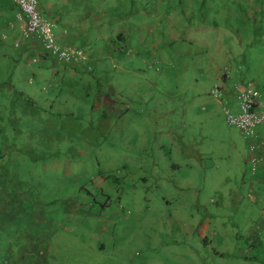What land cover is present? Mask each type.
<instances>
[{
  "label": "rangeland",
  "instance_id": "obj_1",
  "mask_svg": "<svg viewBox=\"0 0 264 264\" xmlns=\"http://www.w3.org/2000/svg\"><path fill=\"white\" fill-rule=\"evenodd\" d=\"M38 10L89 60L75 73L52 57L43 64L54 68L32 63L37 51L15 45L18 5L0 0V175L22 193L19 224L41 237L0 232V264H264L260 166L226 115L240 112L238 83L264 100V0ZM29 242L47 251L25 256Z\"/></svg>",
  "mask_w": 264,
  "mask_h": 264
},
{
  "label": "built area",
  "instance_id": "obj_2",
  "mask_svg": "<svg viewBox=\"0 0 264 264\" xmlns=\"http://www.w3.org/2000/svg\"><path fill=\"white\" fill-rule=\"evenodd\" d=\"M11 1L21 9L23 40L31 45H41L45 51L66 64L78 66L88 60L83 49L58 42L54 34V22L44 18L38 10L39 0ZM19 44L17 43V46ZM234 93L238 97L240 112L235 115L226 108L227 119L231 125L238 127L246 138L250 150L249 162L256 171L264 159V135L257 132V127L264 123V100L261 91L251 81L237 84ZM211 94L224 101L220 86L215 87Z\"/></svg>",
  "mask_w": 264,
  "mask_h": 264
},
{
  "label": "crops",
  "instance_id": "obj_3",
  "mask_svg": "<svg viewBox=\"0 0 264 264\" xmlns=\"http://www.w3.org/2000/svg\"><path fill=\"white\" fill-rule=\"evenodd\" d=\"M17 18L19 21V28H20L19 32L22 33L23 20L21 19L20 7H19V11L17 13ZM7 26L9 28L13 29V32L11 33V35L18 33L17 27L15 26L13 21H9L7 23ZM65 33H67V32H65ZM3 37L7 38L8 34L3 33ZM17 40H19V39H15L16 43L21 42V41H17ZM71 40H72V38H71ZM16 43H15V45H16ZM16 47H18V48L21 47V52H20L21 55H24L25 52H30V51L33 52L34 50H36L37 53H35L36 56L33 57L32 63H41L42 68L44 66L46 68H52V67L54 68L55 66H58V68H59L58 70H61V69L65 70L67 68H70L71 73H75L76 71H78L80 69H84V66L82 64L76 66V65L66 64V63L58 60L56 56H53L51 53L45 51L41 45H33V44L31 45L30 42L24 41L23 44L21 42V44L19 46H16ZM4 55H5V57H7V53H4ZM21 55H20V57H21ZM50 57H52L54 59L53 64L55 66L51 65V64L50 65H48V64L44 65L43 64V61L50 58ZM35 58H37V60H34ZM88 60H89V57H88ZM38 74H40V72L38 71L37 68L32 69V73H31V71L27 72V76H28L29 81L33 82L34 79L36 78V76H38ZM242 83H244V82H242ZM218 100L223 102L221 99H218ZM258 133L260 135H264V132H258ZM15 145L19 146L20 148H22V146H23L19 143H15ZM248 147H249V144H248ZM249 154L250 153H248V161H250L249 160ZM252 175L254 176L253 178H255V180H258V178H259L258 181L262 180V182H264V179H263L264 178V159L262 160V163L260 164V176H257L256 174H252ZM5 181H6V178L1 174L0 175V232L7 233L9 235L8 239H12L14 237H18V238L22 237L26 231L27 232L31 231V233H27L28 237L36 239V241L38 242L39 241L38 239L41 238L40 237V231H39L40 228H38L37 226H35L33 228V227H31V225L25 226V225L19 224L21 222L19 219V215L21 213H23V211H24L23 207L20 206V199L23 198L22 196H20V194H22V193L18 192V190H17V192L16 191H8ZM17 219H19V220H17ZM19 234H20V236H19ZM36 244H37L36 242H31V243L29 242L27 244V246L23 249L25 256H26V254H28V252L30 253L29 250L33 251V253H36V254L45 253L47 251L46 247H44L43 250H40L39 252L34 251L35 249L38 248V245H36ZM24 254L21 255L22 259H24Z\"/></svg>",
  "mask_w": 264,
  "mask_h": 264
},
{
  "label": "clouds",
  "instance_id": "obj_4",
  "mask_svg": "<svg viewBox=\"0 0 264 264\" xmlns=\"http://www.w3.org/2000/svg\"><path fill=\"white\" fill-rule=\"evenodd\" d=\"M65 32H67V30H66ZM22 39H23V38H22ZM17 43H20V44H21V42H17ZM17 43H16V46H17ZM20 44H19V45H20ZM62 44H63V45H68V44H66V43H62ZM19 45H18V46H19ZM70 45L73 46V47H76V46H74V44H70ZM76 48H80V47H76ZM80 49H83V48H80ZM83 50H84V49H83ZM84 52L86 53L85 50H84ZM86 54H87V53H86ZM87 57H89L88 54H87ZM244 83H246V82H244ZM238 84H240V83H238Z\"/></svg>",
  "mask_w": 264,
  "mask_h": 264
},
{
  "label": "trees",
  "instance_id": "obj_5",
  "mask_svg": "<svg viewBox=\"0 0 264 264\" xmlns=\"http://www.w3.org/2000/svg\"><path fill=\"white\" fill-rule=\"evenodd\" d=\"M116 38H117V40H125V37L123 36L122 33H119ZM32 103H34V102H32ZM253 234H255V233H253Z\"/></svg>",
  "mask_w": 264,
  "mask_h": 264
}]
</instances>
